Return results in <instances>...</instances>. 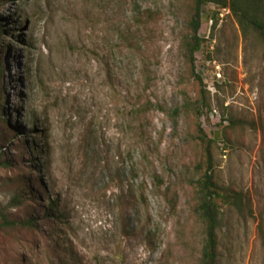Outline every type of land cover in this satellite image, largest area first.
Instances as JSON below:
<instances>
[{"label":"rangeland","instance_id":"obj_1","mask_svg":"<svg viewBox=\"0 0 264 264\" xmlns=\"http://www.w3.org/2000/svg\"><path fill=\"white\" fill-rule=\"evenodd\" d=\"M191 4L0 0V208L27 181L8 212L38 226L0 232V264H197L208 151L217 182L264 208V47L229 12L213 27L207 8L192 69ZM255 227L221 264H264Z\"/></svg>","mask_w":264,"mask_h":264},{"label":"trees","instance_id":"obj_2","mask_svg":"<svg viewBox=\"0 0 264 264\" xmlns=\"http://www.w3.org/2000/svg\"><path fill=\"white\" fill-rule=\"evenodd\" d=\"M208 5L215 7L209 19V21H214L213 27L216 25L219 13L222 10H228L239 24L242 33H254L264 47V0H192L185 25L186 32L181 38L182 51L192 69H194L195 54L203 48L204 40L200 38L199 30L203 17L210 12L207 10ZM196 78L199 79V76H196ZM203 108H207L204 101L199 105L198 114L201 113ZM222 121L226 122V120ZM227 121L229 125L227 128H231L237 123L233 119ZM198 133L201 134L202 141L206 140L208 143H213V140L208 139L199 125ZM15 151L18 152L19 148H16ZM22 155L23 153L19 152L17 157ZM10 163L11 161L0 158L1 168L7 169L10 167ZM25 182H18L20 192L13 196L7 207L0 208V232L17 229L26 231L37 229L36 220L31 218L29 212L20 216H14L8 212L22 206L23 197L26 196L25 192L30 191V189H27L29 183ZM193 185L195 186L196 203L192 209V215L202 232L197 264H221L222 249L225 247L227 251L229 250L228 247L231 246L233 233L240 228L246 229L250 222H256L255 232L259 252L264 259V208L259 210L257 217L248 193L243 190L225 187L217 182L214 176L213 160L209 151L205 169ZM48 203L47 210H43L41 216L46 222H54L51 212L55 208L52 203ZM51 250L54 253L56 247L52 246ZM28 264L34 263L29 260Z\"/></svg>","mask_w":264,"mask_h":264},{"label":"built area","instance_id":"obj_3","mask_svg":"<svg viewBox=\"0 0 264 264\" xmlns=\"http://www.w3.org/2000/svg\"><path fill=\"white\" fill-rule=\"evenodd\" d=\"M207 8L214 9L215 7L212 6V5H208ZM222 12H227L228 13L229 11L228 10H222Z\"/></svg>","mask_w":264,"mask_h":264}]
</instances>
